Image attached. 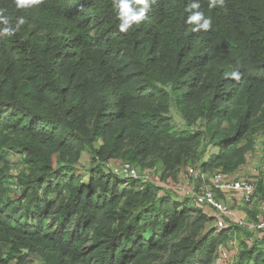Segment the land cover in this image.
I'll use <instances>...</instances> for the list:
<instances>
[{"label": "trees", "instance_id": "16d2710c", "mask_svg": "<svg viewBox=\"0 0 264 264\" xmlns=\"http://www.w3.org/2000/svg\"><path fill=\"white\" fill-rule=\"evenodd\" d=\"M211 3L149 0L121 32L114 0H0V264H214L237 231L233 264H264V232L107 166L231 176L264 140V0Z\"/></svg>", "mask_w": 264, "mask_h": 264}, {"label": "built area", "instance_id": "2783aa9c", "mask_svg": "<svg viewBox=\"0 0 264 264\" xmlns=\"http://www.w3.org/2000/svg\"><path fill=\"white\" fill-rule=\"evenodd\" d=\"M107 166L125 177H138V169L127 161L107 163ZM186 174L201 180L203 184L197 189L183 188L181 194L196 205L211 207L218 228L225 227L228 224L227 219L246 229L264 232V201L258 202L257 212L249 219L237 217L230 203L225 201V199H237L243 204L252 203L255 184L251 179L232 177L220 172L208 173L193 167H189ZM14 188L17 189V186L14 185ZM218 257L224 264H233V253L225 249L218 250Z\"/></svg>", "mask_w": 264, "mask_h": 264}, {"label": "rangeland", "instance_id": "374dc122", "mask_svg": "<svg viewBox=\"0 0 264 264\" xmlns=\"http://www.w3.org/2000/svg\"><path fill=\"white\" fill-rule=\"evenodd\" d=\"M175 122L178 125L182 126V122L175 118ZM90 159L91 155L88 152H84L82 154V157L80 159V168H86L90 165ZM10 161L12 163V169L11 174L15 175L18 170L22 167V163L20 162V158L18 156H11ZM110 163H117V162H110ZM191 166L186 165H180L176 170L172 171L171 174L166 176L165 178L160 177V170L158 165H154L152 168H146L143 169L139 166L138 171V177L142 178L143 180L152 181L156 185L160 186L162 189L159 190V193H162L163 191H175L180 192L183 188L188 189H197L200 185H202V181L198 180L195 177L187 176L186 172L187 169ZM232 177H244V178H258L261 177L264 179V140L261 137H256V143L254 146V149L247 154L246 157V164L241 166L240 170L236 172L234 175H231ZM14 179L10 181L7 188L9 187L8 191L9 193H14L17 189L14 188ZM208 183V182H205ZM260 200V197L258 194H255L253 196L252 203L243 204L239 202L237 199H229V203L232 207V209L235 211L237 217L241 219H249L253 218L255 215V212L258 210V202ZM237 201L239 204H237ZM242 204V205H241ZM203 209L210 215H214V210L209 206H203ZM242 211H245L246 214L242 216ZM227 223L229 224H236L234 221L227 220ZM211 226H215V221L210 222ZM217 228V227H216ZM220 229V228H218ZM244 235L241 232H236L232 238H229L223 246H221L222 249H225L231 254H236V251L238 250V246L241 240H244ZM250 243V242H249ZM28 263L27 264H38V258L36 256H29L28 257ZM214 264H224L219 257L217 256L216 261Z\"/></svg>", "mask_w": 264, "mask_h": 264}, {"label": "clouds", "instance_id": "9594fccd", "mask_svg": "<svg viewBox=\"0 0 264 264\" xmlns=\"http://www.w3.org/2000/svg\"><path fill=\"white\" fill-rule=\"evenodd\" d=\"M39 0H16V5L18 8L27 7L32 3H38ZM219 2L223 4V0H212L210 7H214L215 4ZM133 4L142 5L138 9L133 8ZM114 7L118 10L117 16L120 20L119 28L121 32H127L131 28L133 23H138L144 19L145 13L149 8V0H114ZM200 5L198 2L190 4L189 9H197ZM202 21V22H201ZM0 23L4 25H9V19L3 15H0ZM24 20L21 18L18 21L17 28L20 24H23ZM188 23L196 24V27L193 28V31L199 29H208L210 27L211 21L204 17L203 13L195 12L188 18ZM17 29L12 27H5L2 31L5 34L12 35Z\"/></svg>", "mask_w": 264, "mask_h": 264}, {"label": "crops", "instance_id": "0c3cea01", "mask_svg": "<svg viewBox=\"0 0 264 264\" xmlns=\"http://www.w3.org/2000/svg\"><path fill=\"white\" fill-rule=\"evenodd\" d=\"M225 201H226L227 203L229 202L228 199H227V200L225 199ZM237 204H239L238 201H237ZM241 205H242V204H241ZM252 212H255V213H256L257 211H253V210H252ZM245 214H246V212H245V211H242V216L245 215Z\"/></svg>", "mask_w": 264, "mask_h": 264}]
</instances>
